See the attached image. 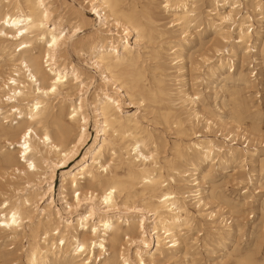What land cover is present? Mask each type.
<instances>
[{"label": "bare ground", "instance_id": "1", "mask_svg": "<svg viewBox=\"0 0 264 264\" xmlns=\"http://www.w3.org/2000/svg\"><path fill=\"white\" fill-rule=\"evenodd\" d=\"M88 1L98 24L95 38L83 43L74 39L83 19L53 16V1L0 0V168L11 181L1 195V241H24V264H155L186 243L192 249L190 234L204 226L209 230L202 242L224 240L234 233L226 218L249 216L248 209L260 214L263 232L264 199L254 206L250 189L254 161L264 172L256 147L264 136L234 119L235 100L227 122L196 89L215 78L221 93L228 83L264 91V0ZM152 4L171 18L168 27L158 25ZM201 27L214 40L212 56L200 58L199 66L186 50ZM68 48L87 54V67L102 81L91 94L93 78L63 60ZM258 67L260 82L247 72ZM188 72L198 74L190 90ZM150 114L187 140L174 142L170 157H160L168 140L148 129ZM91 120L96 135L89 144ZM83 146L69 169L66 162ZM59 164L65 166L57 205L52 185ZM230 165L237 167L236 185H245L240 203L230 206L225 195L226 206L214 209L210 201L218 199V188L207 179ZM237 254L235 264H259Z\"/></svg>", "mask_w": 264, "mask_h": 264}, {"label": "rangeland", "instance_id": "2", "mask_svg": "<svg viewBox=\"0 0 264 264\" xmlns=\"http://www.w3.org/2000/svg\"><path fill=\"white\" fill-rule=\"evenodd\" d=\"M49 1L50 2L53 1L52 2L53 3V9L55 10L53 16H58L61 14H62L61 16H63L65 14L64 17L66 18V20H71L73 22H75V21L80 22L83 19V23L79 27L80 30L78 32H76L77 34L75 33L76 34L75 38H74L75 40H77V41L83 40L82 42L86 43L88 41L90 42L91 39L95 38L94 32H95V29L97 28L96 26L98 24L97 23L98 20H97L96 15L94 14V12L91 10L90 3L88 0H49ZM137 2H139V1H137ZM78 6L79 7L81 6V7L79 8ZM63 8H64V10H62ZM159 8L160 7L156 4L151 5V10L153 13L156 9L154 16H156L155 19L158 21V23H159L158 25L164 26V28L168 27L169 26L168 23L170 22L171 18L168 15L164 14ZM79 12H81V13H79ZM77 17H78V19H77ZM84 17L87 19V21H88V22L86 21L87 23H84L85 22ZM253 24H254V26H253L254 31H258L260 26L257 25L255 23V21L253 22ZM196 31H197L196 33H199V36H195V38L193 40H191V44L187 48L186 54H188L187 56L189 57V60L192 62V64H198L199 66H201L202 61H200L201 60L200 58H204V57L210 58L212 56V54L209 52L210 44H211V43H209V41L214 40V35L212 34L211 31L202 30V27L199 30L197 29ZM91 32H93V33H91ZM263 36H264V34H262V37ZM121 38L124 39V33L121 34ZM149 48H150V46H149ZM70 49L71 48H68L66 53H64L63 60L66 61L67 64H71L72 66L80 69L83 72V76L85 78L86 77H92L93 78L92 85L88 89L89 94H91L94 91V88L98 87L99 83L101 84L102 81H100L98 74L95 73L94 70L89 65H88L89 67H87L86 63L89 60L88 55L84 54V52H78V51L75 52V50H72V49L70 50ZM198 49H199L200 53H199ZM79 53H81L80 56H79ZM82 53H83V55H82ZM191 53H192V55H191ZM205 55H207V56H205ZM81 56L83 59L81 58ZM84 61H86V62L84 63ZM186 62H187V69L189 70L188 61H186ZM150 63L151 62H146V63H144V66L150 67V69H151V67L153 66V63H151V64ZM88 64H89V62H88ZM2 70H3V66L0 65V71H2ZM252 71L256 73L257 77L255 76V78L258 82H260L261 67L259 68V70L257 68H254V70H253V68L247 69V72H252ZM148 73H150V72H148ZM167 74L170 76L174 75L173 70L168 71ZM196 75H198V74L188 72V75L186 77L187 78V87L189 86L191 88V85L194 83L193 78ZM199 75H200V77L202 76L201 74H199ZM251 79H253V78H251ZM205 81L202 84H199L197 86L196 90L201 93L203 101H202V99H200V101L204 102V105L209 110H211L212 112H215L214 111V104H217V106H219L223 112V119L226 120L227 122H230L231 117H232L231 114L233 113L231 107H234L233 101L235 100L238 103L237 110H238L239 115H238V117L234 115V119L243 123L242 127H244L243 129H245L247 132L251 133L253 130L257 129V131L259 130L261 135L264 136V91L257 90V88L246 90V89H244V87H242L239 84H233L232 85V84L228 83V84H226V86L224 88V93H221L220 87L222 86V83H220V80H218V79L216 80L215 78H209ZM198 87H200V88H198ZM190 88H189V90H190ZM231 88H232V90H231ZM230 92H231V94L235 93V96L230 97L229 96ZM226 95H227V97H226ZM125 111L132 113L135 110L127 108V109H125ZM88 113L90 114V111ZM240 117H241V119H240ZM147 119L149 120V123L147 124L148 129H151V131H153L155 135H158L157 137H160V138L162 137V139L165 142L168 140L166 142L167 145H166L165 149L163 150V154H161L160 157H164V156L170 157V148L174 142L178 143V142H186L187 141L186 139H183L180 136H177L173 127L170 129L169 128L166 129L165 126H163V125L160 126L159 121L157 119H155L153 114L148 115ZM227 119H229V120H227ZM91 122H92V120L90 121L88 129H87L88 134H89L87 143H89V144L92 143V140L94 139V137L96 135L93 122L92 123ZM247 122L248 123L250 122V123L248 124ZM231 124L232 123H229V125H231ZM259 125H260V127H259ZM197 132L201 133V128H199L197 130ZM161 134L164 136V138ZM171 134H173V135H171ZM201 134H203V133H201ZM218 139L220 140L221 138H218ZM259 142L261 144L262 143L263 144L262 145L259 144L256 146L258 148V150L261 151V153H259L258 155H259V157L264 158V149H263L264 148V138L260 139ZM237 143H238L237 146H242L243 144H245L242 141H239ZM248 147H251V146L248 145ZM9 149H11V148H9ZM85 149H86V147L82 148L79 151L78 155L72 157L71 160L66 162V166L70 165L69 169L72 168V166L75 164V162L77 160L80 159V157L82 155L81 153H83ZM164 151H165V153H164ZM254 164H255V168H254L255 172L253 174L255 176L252 177L254 184H253V188H251L250 191H251V195L254 197L252 199L253 205L257 206V204H259L260 201L262 199H264V179H263L264 178V172L262 173L263 174V176H262V174L260 173L259 167L256 165L255 161H254ZM64 166L65 165H63V164L58 165V170H57V172L54 176V179H53V185H52L53 198H54L55 203L57 205H58L57 193H58V188H59V184H60V176H61V173L63 171V170H59V169L63 168ZM245 168H248L249 171H251V165L249 163H247L245 165ZM236 171H237V167L235 165L226 166L225 168H221V169L213 172L210 175V178L207 179V183L210 186L213 185V186H216L218 188V190H217L218 194H216L218 196V199L210 201V203H212L211 206L214 207V209L216 207H225L226 206V203L223 201V196H225V195H226L225 197H227L229 199L228 203L230 206H237L238 203H240L238 200L237 194L239 191H242L244 189L245 185L244 184L238 185V186L236 185V183H237V180H235V179H237V172ZM233 174H234V176H233ZM4 176H6L5 171L3 169H1L0 170V202L2 201L1 195H3L4 192H6L7 185H9L11 183V181H9V178L4 177ZM21 183L22 182H19L18 184L21 185ZM208 184L206 185V187L209 186ZM236 187H238V188L234 191L233 189ZM256 190L259 191L260 193L256 194V192H257ZM246 213H248L249 216H244L241 218H236V217H233V218L227 217L226 218V220H227L226 226L231 227L233 229L234 233H231V235H225L226 237L224 238V240L216 241V240H212V238L208 237V239H206L205 242H202V241H204V236H206L207 231L209 230V228L207 226L206 227L204 226L200 230H195L192 232V234H190L191 236H193V238L196 239V244L193 246L192 249H190L189 244L186 243L187 245L185 246V249H182L180 252H177V253H173V252L169 253L167 255L166 259L158 258V259H156L155 264H235L233 256L235 257L237 252H238L237 255H244L245 253L250 254L252 259H254L257 263L264 264V239H263L264 236H262V235H264V230H263V232H259V228H260L259 217L260 216H258V215H260V214L253 212L250 209H248L246 211ZM250 216H253V217L249 218ZM234 225H238V228L240 230L239 232H235L236 228H234L235 227ZM250 226H252V227H250ZM257 232H258V234H257ZM251 236L253 237V239ZM6 244H4L0 238V264H24L23 259L21 258L22 252H23V250H21V246L25 245V242L22 241L21 243H17L15 245L14 244L10 245V242H6ZM153 245H154V242L152 240L149 249H151L153 247ZM131 249L133 250L134 246H132ZM249 249H251V250H249ZM7 252H9V253H7ZM184 253H187L186 257H184ZM97 261H98V258L96 259V262ZM173 262H175V263H173Z\"/></svg>", "mask_w": 264, "mask_h": 264}, {"label": "snow or ice", "instance_id": "3", "mask_svg": "<svg viewBox=\"0 0 264 264\" xmlns=\"http://www.w3.org/2000/svg\"><path fill=\"white\" fill-rule=\"evenodd\" d=\"M55 42V41H54ZM25 147L27 148V145H25Z\"/></svg>", "mask_w": 264, "mask_h": 264}]
</instances>
